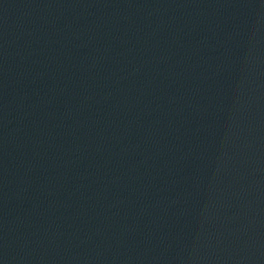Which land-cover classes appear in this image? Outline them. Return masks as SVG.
<instances>
[{"label":"water","instance_id":"obj_1","mask_svg":"<svg viewBox=\"0 0 264 264\" xmlns=\"http://www.w3.org/2000/svg\"><path fill=\"white\" fill-rule=\"evenodd\" d=\"M0 264H264V0H0Z\"/></svg>","mask_w":264,"mask_h":264}]
</instances>
